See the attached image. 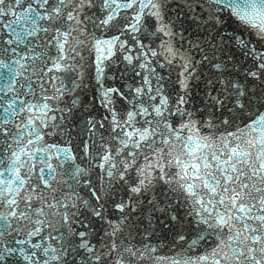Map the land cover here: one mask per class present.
<instances>
[{
  "label": "snow or ice",
  "instance_id": "1",
  "mask_svg": "<svg viewBox=\"0 0 264 264\" xmlns=\"http://www.w3.org/2000/svg\"><path fill=\"white\" fill-rule=\"evenodd\" d=\"M0 264H264V0H0Z\"/></svg>",
  "mask_w": 264,
  "mask_h": 264
}]
</instances>
